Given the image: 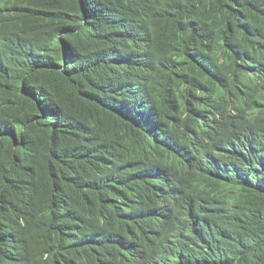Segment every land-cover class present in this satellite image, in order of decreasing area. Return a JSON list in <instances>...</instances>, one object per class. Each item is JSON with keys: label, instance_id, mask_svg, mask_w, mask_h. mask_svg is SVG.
<instances>
[{"label": "trees", "instance_id": "obj_1", "mask_svg": "<svg viewBox=\"0 0 264 264\" xmlns=\"http://www.w3.org/2000/svg\"><path fill=\"white\" fill-rule=\"evenodd\" d=\"M163 155L184 219L136 237L115 182ZM0 264H264V0H0Z\"/></svg>", "mask_w": 264, "mask_h": 264}, {"label": "clouds", "instance_id": "obj_2", "mask_svg": "<svg viewBox=\"0 0 264 264\" xmlns=\"http://www.w3.org/2000/svg\"><path fill=\"white\" fill-rule=\"evenodd\" d=\"M216 102H221L222 107L217 108ZM240 103L235 100L217 99L198 110H174L172 115L178 112L190 114L189 128L195 134H202L212 129L222 128L233 122L237 116ZM162 128H157L158 135H165L161 142L165 150L173 152L174 158L184 156L185 146L176 129L163 123ZM174 151H173V150ZM164 168H150L147 163H132L128 165L127 177L121 182H115V190L120 191L115 203H120L121 209L127 214L126 223L136 237H139L152 226L160 225L166 221H174L176 224L183 222L185 210L178 205L183 204L181 182L176 186L170 178V160L163 155ZM226 166L224 169H226ZM222 169L221 171H223ZM220 171V172H221ZM219 172V173H220ZM160 188H162L160 190ZM170 203V210H162L152 206L155 203ZM140 207V208H139ZM131 214V215H129ZM156 223V225H154Z\"/></svg>", "mask_w": 264, "mask_h": 264}, {"label": "bare ground", "instance_id": "obj_3", "mask_svg": "<svg viewBox=\"0 0 264 264\" xmlns=\"http://www.w3.org/2000/svg\"><path fill=\"white\" fill-rule=\"evenodd\" d=\"M154 225H156V223H155ZM233 230H234V229H233Z\"/></svg>", "mask_w": 264, "mask_h": 264}]
</instances>
